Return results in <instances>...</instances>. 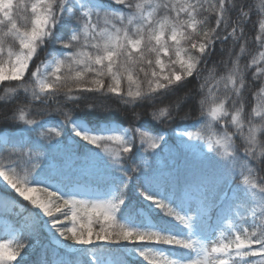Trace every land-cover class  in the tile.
Segmentation results:
<instances>
[{"label":"snow or ice","instance_id":"snow-or-ice-1","mask_svg":"<svg viewBox=\"0 0 264 264\" xmlns=\"http://www.w3.org/2000/svg\"><path fill=\"white\" fill-rule=\"evenodd\" d=\"M251 14L246 0H0V84L57 102L39 119L24 106L0 116V213L16 216L0 219V264L37 248L33 264H73V250L89 264L105 253L108 264H264V87L250 111L244 97L264 51L243 67L233 51H245ZM258 28L264 48V19ZM217 44L227 60H214ZM210 62L227 71L222 95L202 80ZM61 97L94 99L73 115ZM110 99L151 119L125 128ZM186 107L199 115L181 126ZM173 124L174 140L155 127Z\"/></svg>","mask_w":264,"mask_h":264},{"label":"trees","instance_id":"trees-1","mask_svg":"<svg viewBox=\"0 0 264 264\" xmlns=\"http://www.w3.org/2000/svg\"><path fill=\"white\" fill-rule=\"evenodd\" d=\"M23 2L27 3L28 0H23ZM246 3L251 6L252 9V14H251V21L245 25V34H246V41H241V43L245 44V51L243 53L240 52L239 46H236L233 51L240 56V65L243 67L245 64H249L251 61V58L253 55L258 56L260 51H263L264 48L258 47V45L255 43V37L259 34V28H258V23L259 20L264 19V0H246ZM30 11V8H29ZM245 11H248V8H245ZM21 15H24L23 10H21ZM255 22V23H253ZM214 24V21H212ZM58 47V46H57ZM217 55L214 57L215 61H220L221 59L227 60L228 55L227 52L225 53H220V45L217 44ZM225 49H232V42L229 40L224 46ZM40 59H45V54L41 53L40 54ZM233 59H235V56H233ZM39 61H37L38 63ZM255 69L250 68L247 70L245 73L246 75V84L250 85L249 88H246L244 91V97H245V107L246 111H250L252 107H254V94L260 91L261 87H264V77H260L259 79H254V74ZM227 71L226 69H223L220 67L218 64H214L212 62L209 63L208 65V70L203 73L202 80H206L208 82V89L212 90L213 94H218L222 95L223 94V83H220L218 86L216 85V82L220 79V76L226 75ZM16 83L15 82H4L0 85V116H3L6 113H9L16 109L19 106H24V107H31L32 109V116L39 119V116L36 115V112L41 109V108H47L48 110H53L57 107V102H50L47 105H41L38 103H31V97L30 94H25L23 90L17 94L15 93H9L5 89L6 87H15ZM192 85H188V88H191ZM206 89V92L208 91ZM184 91H187L185 89ZM184 92L178 93V95L183 96ZM13 97H16L13 99ZM94 99L92 97H89L86 101H83L79 104L78 108L76 105H74L71 102H65L64 98H60V104L61 106L65 107V110H71L73 108H77V111L73 113V115H83V113L80 111L81 109H84L90 101ZM172 99H175L173 97ZM5 100H12V103H4ZM108 108L113 110L112 112V119L115 120L117 124H122L125 128L128 127H140L142 124H146L151 117H146L143 116L141 117L140 121H134L133 119V110L127 107H124L119 103V101H116L115 99H110L104 102ZM168 101L165 100L163 104L159 105V107H163L167 105ZM185 112H190L191 113V118L189 120H186L184 122H180L181 125L183 124H192L193 120L196 116L199 115V108L197 107V110L195 112H192L191 108L186 107L184 109ZM144 112H152V109L150 107H138L135 109V113L138 114H143ZM157 129L161 127H166L169 129L168 135L172 137L174 140L175 137L172 136V129L176 127V124H173L171 126L168 125H155ZM198 127V126H197ZM196 130V129H194ZM218 131L222 130V125L218 126L217 128ZM229 131H232L231 128L228 129ZM237 144H240L241 141L237 140ZM7 155V154H5ZM21 163V168L27 167V160L25 158H21L20 160ZM261 175H264V173H261ZM23 205L24 209L31 210V206L28 204L26 201H21L20 202ZM250 215V214H249ZM16 221V216L15 220ZM251 222V221H250ZM171 226V225H170ZM173 231L179 232L180 228L178 226L173 227ZM42 242H46L45 240L47 239L46 234L42 233ZM24 243H29L30 241L25 238L23 240ZM38 252L34 255H31L28 259L29 262L36 261L40 252V249L37 248ZM97 255H100V253H97ZM85 259L86 264H88V259H91L89 254H86L83 256ZM113 257L109 255L108 253L104 254V261L107 262V260H111ZM72 262L75 261L74 254L71 257Z\"/></svg>","mask_w":264,"mask_h":264},{"label":"rangeland","instance_id":"rangeland-1","mask_svg":"<svg viewBox=\"0 0 264 264\" xmlns=\"http://www.w3.org/2000/svg\"><path fill=\"white\" fill-rule=\"evenodd\" d=\"M263 51H264V49H263ZM254 99V98H253ZM257 103H258V101L257 100H255L254 99V107L257 105ZM193 130V129H192ZM193 131H195V130H193ZM195 150V149H194ZM4 214H6V213H4ZM0 219H3L4 221H6L7 222V220H6V218L5 217H1ZM71 225H69V227H70ZM3 229H4V224L3 223H0V231H3ZM74 251V250H73Z\"/></svg>","mask_w":264,"mask_h":264}]
</instances>
